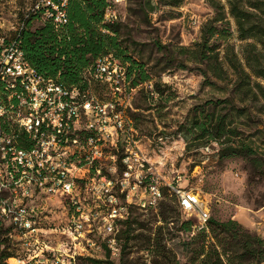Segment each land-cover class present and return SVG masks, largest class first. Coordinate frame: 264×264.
<instances>
[{
  "label": "rangeland",
  "instance_id": "obj_1",
  "mask_svg": "<svg viewBox=\"0 0 264 264\" xmlns=\"http://www.w3.org/2000/svg\"><path fill=\"white\" fill-rule=\"evenodd\" d=\"M31 1L0 0L3 33L12 31ZM117 10L118 20L113 26L118 39L149 75V80L140 82L132 92L133 109L127 112L140 136L143 154L150 158V172L160 177L161 188L168 187L174 175H180L178 185L198 192L211 218L233 219L247 235L264 238V78L253 72L264 68V47L255 40L238 37L226 0H179L174 4L165 0H125ZM212 28L215 34L210 37L208 31ZM202 49L205 58L199 61ZM212 64L223 69L221 78L212 70H207L206 77L202 74ZM241 69L249 76L244 87L238 89L235 72ZM89 90L99 99L109 96L97 82L91 83ZM213 109L216 114L231 117L238 132L233 141L248 143L261 160L224 156L217 142L197 138L194 118L205 120ZM80 195L85 207L91 205L90 189ZM140 197L134 193L132 204ZM34 204L45 205L50 226L61 227L67 222V203L62 198L44 202L37 199ZM130 209L133 223L127 233L122 234L125 226L118 224L121 243H127L121 260L106 257L97 231L88 225L80 234L47 231L42 237L49 241L50 249L42 263L34 262L39 251L15 245L12 231V240L3 253L21 259L34 257L31 264H201L202 247L208 251L212 243L220 249L221 236L209 229L200 232L195 226L196 217L179 209L170 188L164 189L156 208L132 205ZM184 220L192 223L189 231L180 230ZM241 253L242 248L238 255ZM86 257L102 262H90ZM209 257L208 264H219L212 262L215 257ZM237 261L264 264L249 254Z\"/></svg>",
  "mask_w": 264,
  "mask_h": 264
},
{
  "label": "built area",
  "instance_id": "obj_2",
  "mask_svg": "<svg viewBox=\"0 0 264 264\" xmlns=\"http://www.w3.org/2000/svg\"><path fill=\"white\" fill-rule=\"evenodd\" d=\"M67 1L32 0L12 31L36 15L40 24L48 22L58 33L68 22ZM124 1L109 0L104 23L117 22V6ZM19 44L18 37H0V224L9 229L11 240L14 233L17 247L39 251L37 263L50 249L42 237L47 231L80 234L85 225L96 230L111 257H117L118 224L129 207L156 208L162 197L160 177L150 172V158L143 154L127 112L133 109L136 86L126 76L125 63L112 54L85 69L84 88L66 86L37 73ZM93 82L105 88L108 98L90 92ZM180 181L176 174L167 184L180 210L196 217L195 226H205L209 209L198 192L180 187ZM88 189L91 205L85 207L80 194ZM134 193L141 199L132 204ZM52 197L67 203L69 216L61 227L50 226L45 205L34 204ZM33 258L8 257L5 263L12 259V264H31Z\"/></svg>",
  "mask_w": 264,
  "mask_h": 264
},
{
  "label": "trees",
  "instance_id": "obj_3",
  "mask_svg": "<svg viewBox=\"0 0 264 264\" xmlns=\"http://www.w3.org/2000/svg\"><path fill=\"white\" fill-rule=\"evenodd\" d=\"M178 1L165 0V3L174 4ZM109 3V0H68L66 4L68 22L58 33L53 31L50 23L40 24L35 15L28 17L25 26L19 31H10L6 34L0 29V37H4L6 40L18 37L24 57L36 72L46 78L56 79L66 86L78 85L84 88L86 85L83 81L85 80V69L97 58L112 54L114 58L128 65L126 76L130 79L131 86L135 87L140 82L149 80V75L143 64L134 60L128 53L127 47L121 44L117 29L113 26L115 24L103 22L104 12ZM226 3L230 15L234 18L238 37L255 40L264 47V0H226ZM103 29L108 32H103ZM208 32L211 37L215 34V29L212 28ZM200 55L199 61H203L205 49L201 50ZM210 58L212 56H207V59ZM207 70H212L214 76L218 78L222 77L223 69L219 65L212 64L208 66V69L202 70L205 77ZM253 72L256 76L264 78V68L260 67ZM235 73L238 76L235 81L236 87L242 89L249 74L243 69L236 70ZM208 84H211V81H208ZM261 93L264 96V89H261ZM204 118L205 120L201 121L194 118L193 127L199 133L197 138L207 137V140L217 142L220 145V152L224 156L240 155L254 161L261 160L256 149L248 143L233 141L238 132L237 128L232 126V119L228 117V114H216L213 109ZM164 189L169 190L168 187L163 186L161 188L162 195ZM176 204L178 206L177 199ZM131 210L129 207L126 218L120 221L125 226L121 231L122 234L127 233L133 223L129 218ZM191 226L190 220H184L181 222L180 230L189 231ZM199 229L202 233L205 232V229H209L213 234L221 236L218 241L220 249L211 243L208 251H205L204 247L199 250V254L204 255L201 264H208V260L211 261L210 255L215 257L212 262L219 264H222L223 261L226 264H239L238 257L245 254L256 258L258 263L264 262V238L247 235L237 221L233 219L217 221L209 216L205 226L199 227ZM0 233V264H5L3 259H7L11 255L3 253V249L10 243L11 238H9V229L4 228L1 224ZM127 237L126 235V240ZM98 238L110 261L111 259H123L127 243L122 245L119 229L116 239L120 246V253L117 257H111L104 240L100 236ZM241 248L243 253L238 255V250ZM86 259L90 262H102V260L91 257H86Z\"/></svg>",
  "mask_w": 264,
  "mask_h": 264
}]
</instances>
